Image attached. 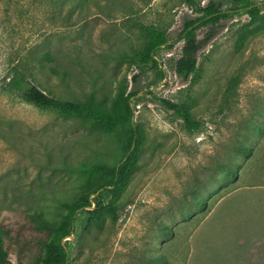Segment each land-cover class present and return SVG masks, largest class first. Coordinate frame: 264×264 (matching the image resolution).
Wrapping results in <instances>:
<instances>
[{
    "label": "rangeland",
    "instance_id": "374dc122",
    "mask_svg": "<svg viewBox=\"0 0 264 264\" xmlns=\"http://www.w3.org/2000/svg\"><path fill=\"white\" fill-rule=\"evenodd\" d=\"M194 2L0 0V214L7 220L36 207L59 220L62 203L81 193L86 177L79 165L115 166L123 158L115 136L25 102L7 87L11 77L18 73L68 101L94 85L108 99L127 82L128 91L139 90L131 99L142 138L137 168L117 198L104 192L106 203L121 208L119 220L103 214L85 231L88 209L79 211L74 236L64 240L70 264H144L162 251L171 264H264V21L252 24L239 11L199 29L196 80L183 83L175 72L183 24L199 17L208 0ZM251 2L264 7V0ZM233 8L224 1L223 9ZM150 25L172 45L156 51L158 68L137 57L147 39L142 26ZM47 52L56 61L42 66L36 56ZM55 64L68 83L51 71ZM161 99L187 105L199 127L189 130ZM240 142L253 148L250 158L235 154ZM230 161L238 166L227 180L229 193L199 225L180 218L193 189L215 201L212 178ZM160 223L169 232L165 242L158 239Z\"/></svg>",
    "mask_w": 264,
    "mask_h": 264
},
{
    "label": "trees",
    "instance_id": "16d2710c",
    "mask_svg": "<svg viewBox=\"0 0 264 264\" xmlns=\"http://www.w3.org/2000/svg\"><path fill=\"white\" fill-rule=\"evenodd\" d=\"M225 0H208V4L199 9L201 15L196 19L186 20L183 24L181 36L183 47L181 56L175 65V72L183 83H193L198 71L197 54L201 49L198 39V31L202 27L216 25L223 19H229L239 15V11L246 14L251 23L264 21V7L251 0H228L234 4L233 9H223ZM190 6H195L194 0H187ZM147 39L144 47L137 53V57L143 64H152L158 68L159 62L154 55L162 47L172 48L166 32L160 31L155 26H142ZM37 62L43 66L45 62H55L50 52L36 56ZM51 71L57 78L68 83L67 77L61 75L57 65L50 66ZM137 82V77H133ZM7 87L20 93L22 99L40 109H54L67 116L81 119L99 132L113 135L117 139V147L123 151V158L119 164L112 166L106 163H83L77 171L83 174L85 182L79 197L73 202H64L62 207L65 212L59 220H51L42 207L28 208L22 211V218L7 220L6 215L0 214V264H70L67 242L64 241L74 233L75 218L79 211L88 209L91 223L97 222L103 214L111 217L116 223L120 217L121 208L110 202L106 203L104 192L117 198L126 187L130 177L137 168V163L142 153V138L139 128L134 123L135 110L131 99L139 94V90L133 88L128 91V82L118 86L117 92L108 99V96L99 98L97 88L89 94L79 97L75 101L60 100L47 95L37 86L26 81L18 73L10 78ZM160 103L171 115L183 120L189 130H195L199 123L193 119V115L185 104H177L172 101L161 99ZM237 156L250 158L253 148L240 142L234 147ZM236 161L228 164H220L217 170L218 177L212 178L213 186L219 188L214 190L213 203L203 200L199 191L193 189L191 192V204L182 207L179 217L187 222L198 225L211 212L214 203L223 198L228 191V179H235L237 174L234 167ZM101 191L98 195L97 192ZM211 191L206 190V192ZM92 196L93 199H92ZM200 216V217H199ZM158 239L165 242L169 232L165 223H160ZM15 257L17 261L12 262ZM144 264H171L167 254L153 255Z\"/></svg>",
    "mask_w": 264,
    "mask_h": 264
},
{
    "label": "water",
    "instance_id": "95a60500",
    "mask_svg": "<svg viewBox=\"0 0 264 264\" xmlns=\"http://www.w3.org/2000/svg\"><path fill=\"white\" fill-rule=\"evenodd\" d=\"M101 191H98L96 195H98ZM74 236V233L70 236V237H73Z\"/></svg>",
    "mask_w": 264,
    "mask_h": 264
}]
</instances>
